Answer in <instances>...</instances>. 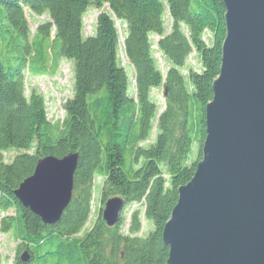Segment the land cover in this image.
Instances as JSON below:
<instances>
[{
  "label": "trees",
  "instance_id": "16d2710c",
  "mask_svg": "<svg viewBox=\"0 0 264 264\" xmlns=\"http://www.w3.org/2000/svg\"><path fill=\"white\" fill-rule=\"evenodd\" d=\"M100 10L92 35L83 36V15ZM172 26L165 33L163 16ZM222 0H0V231L18 241L14 264H166L162 230L202 157L205 108L219 73L225 36ZM26 14L46 16L34 33ZM115 19L126 24L124 53L134 71L135 95L118 60ZM212 33L210 44L202 36ZM150 34L162 35L157 48L168 63L165 77L151 49ZM195 51L201 69L182 73ZM60 59L72 63V97L64 117L51 123L43 95L28 90L27 76L53 74ZM163 87L157 115L151 90ZM150 143L142 145L152 133ZM196 144L195 158L188 162ZM141 144V145H140ZM34 145L33 149H31ZM16 154L5 161L4 153ZM78 153L69 205L54 224H44L14 191L47 155ZM95 176H103L102 205L89 218ZM120 196L138 204L126 229L122 215L108 226L105 200ZM141 215L153 230L140 235ZM25 248L27 262L19 258Z\"/></svg>",
  "mask_w": 264,
  "mask_h": 264
},
{
  "label": "water",
  "instance_id": "95a60500",
  "mask_svg": "<svg viewBox=\"0 0 264 264\" xmlns=\"http://www.w3.org/2000/svg\"><path fill=\"white\" fill-rule=\"evenodd\" d=\"M222 3L225 36L202 157L164 224L166 264H264V0ZM78 156L38 159L14 191L44 224L56 223L69 205ZM124 203L105 201L108 226L118 223Z\"/></svg>",
  "mask_w": 264,
  "mask_h": 264
},
{
  "label": "rangeland",
  "instance_id": "374dc122",
  "mask_svg": "<svg viewBox=\"0 0 264 264\" xmlns=\"http://www.w3.org/2000/svg\"><path fill=\"white\" fill-rule=\"evenodd\" d=\"M166 12L163 16L165 33H168L172 26L171 17L167 8ZM100 13V10L94 9L92 7L88 8L87 11L83 15V36H89L93 34L95 28L96 16ZM26 18L29 24V30L31 33H34L37 26L44 22L46 16L40 17H32L30 14H26ZM115 25L118 32L119 37V48H118V60L119 64L124 67L128 76V95H135V83H134V71L131 64L128 62V59L124 53V35L126 30V24L122 21L115 19ZM162 37V35L150 34L151 40V49L153 50V56L157 61V65L159 70L162 73V76L165 77L166 71L168 69V63L164 59V56L157 48V42ZM203 40L206 44L211 43L212 33L209 31H205L202 36ZM193 68L196 71H200L201 65L198 58V55L195 51H192L186 60V64L184 68H182V73L187 74V69ZM27 87L28 90L32 87L36 88L44 97L46 104L47 117L51 123L56 122L57 120H62L64 117V112L62 109V105L64 101L68 98L72 97V83H73V73H72V63L66 59H60L58 67L55 69L53 74H44L40 76H27ZM151 97L156 102L157 105V115L164 107V95H163V87H156L151 90ZM156 123L153 122V129L150 137L143 143L142 145H146L153 141L156 130ZM34 145H32V150ZM196 153V144L194 143L188 156V162L190 163L195 158ZM15 151H7L4 153L5 161H9L14 155ZM103 176H95L93 180L92 186V198L90 201V213L88 221L85 225V229H88L94 222L99 212V207L102 205L101 200V189ZM114 197V196H112ZM120 197V196H119ZM110 198V197H109ZM122 198V197H121ZM123 199V198H122ZM107 200V199H106ZM105 200V201H106ZM124 200V199H123ZM125 201V200H124ZM104 207V204H103ZM138 204L126 205L124 203V207L122 209L121 215L124 217L125 225L122 230L124 231L128 225L129 216L133 209L137 208ZM103 210V209H102ZM13 210H8L7 212H2L0 210V219L4 215H12ZM153 230V224L149 220H145L141 215V230L139 232L140 235H147L149 232ZM18 241L15 239L14 235L11 231L2 232L0 231V264H14L13 260L16 256ZM19 255L27 250L25 248H21L19 250ZM28 254V253H27ZM29 260V259H28ZM27 260V261H28Z\"/></svg>",
  "mask_w": 264,
  "mask_h": 264
},
{
  "label": "bare ground",
  "instance_id": "6f19581e",
  "mask_svg": "<svg viewBox=\"0 0 264 264\" xmlns=\"http://www.w3.org/2000/svg\"><path fill=\"white\" fill-rule=\"evenodd\" d=\"M163 108H164V107H163ZM163 108H162V109H163ZM205 119H206V118H205ZM140 145H141V144H140ZM71 199H72V197H71ZM70 201H71V200H70ZM63 212H64V211H63ZM0 220H1V219H0Z\"/></svg>",
  "mask_w": 264,
  "mask_h": 264
}]
</instances>
